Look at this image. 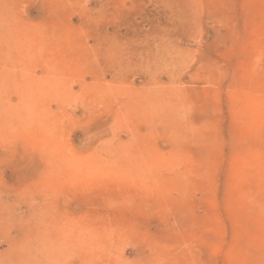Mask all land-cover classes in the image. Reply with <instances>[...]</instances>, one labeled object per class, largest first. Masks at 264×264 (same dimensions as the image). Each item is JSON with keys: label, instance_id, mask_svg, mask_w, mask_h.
Returning <instances> with one entry per match:
<instances>
[{"label": "rangeland", "instance_id": "1", "mask_svg": "<svg viewBox=\"0 0 264 264\" xmlns=\"http://www.w3.org/2000/svg\"><path fill=\"white\" fill-rule=\"evenodd\" d=\"M0 264H264V0H0Z\"/></svg>", "mask_w": 264, "mask_h": 264}]
</instances>
